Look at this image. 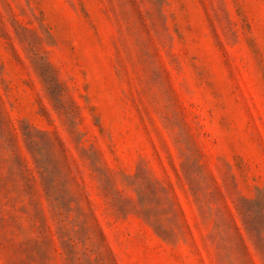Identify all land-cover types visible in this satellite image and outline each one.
<instances>
[{
	"label": "rangeland",
	"instance_id": "1",
	"mask_svg": "<svg viewBox=\"0 0 264 264\" xmlns=\"http://www.w3.org/2000/svg\"><path fill=\"white\" fill-rule=\"evenodd\" d=\"M0 264H264V0H0Z\"/></svg>",
	"mask_w": 264,
	"mask_h": 264
}]
</instances>
